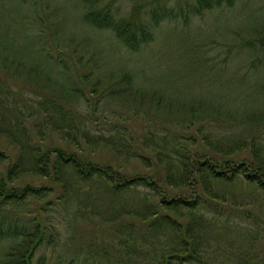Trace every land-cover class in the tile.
Listing matches in <instances>:
<instances>
[{"label":"trees","instance_id":"trees-1","mask_svg":"<svg viewBox=\"0 0 264 264\" xmlns=\"http://www.w3.org/2000/svg\"><path fill=\"white\" fill-rule=\"evenodd\" d=\"M129 1L123 14L104 0H73L83 8V27L111 29L130 50L152 38V23L186 20L234 0ZM36 19L24 37L0 21V139L8 142L0 148V241L9 244L0 264H45L46 250L56 247L82 264L264 262L256 252L264 196L252 193L257 206L245 219L212 205L224 198H206L224 195L222 181L243 170L264 189V99L254 105L264 87L255 93L237 83L230 96L163 97L130 71L114 77L105 60L63 40V19ZM239 49L264 59V14ZM133 157L140 165L128 173ZM153 163L163 170L147 171ZM190 175L201 177L192 188ZM138 185L152 194L136 195Z\"/></svg>","mask_w":264,"mask_h":264},{"label":"rangeland","instance_id":"rangeland-1","mask_svg":"<svg viewBox=\"0 0 264 264\" xmlns=\"http://www.w3.org/2000/svg\"><path fill=\"white\" fill-rule=\"evenodd\" d=\"M104 2L112 3L117 11L123 14L128 12L132 4L129 0H104ZM0 7L4 10L0 21L7 25L12 22L16 32L21 33L23 37L33 34L37 24L36 18L45 17L44 23L49 24L50 22L53 25L56 19H63L64 26L60 31L63 40L71 41L70 43L74 46V42H77L81 47L80 51L84 54L105 60L114 77L130 71L135 74L136 79L139 78V81H145L159 88L157 94L163 97L169 95L175 99L179 97L180 100H184L186 98L183 97L188 95L217 93L220 90L224 94L227 92L230 96L229 93L233 95L234 88L240 86L237 83L244 87H246L245 83L250 84L247 88L255 93L256 89L258 91L260 88L259 86L264 87V59L260 62L257 59L259 56L254 52L239 49V43L249 36L254 27L259 24L264 14V0H234L231 6L212 8L202 14H193L186 20L164 19L157 24L152 23L150 27L152 38L137 50H130L124 46L111 29L83 27L81 23L83 8L75 5L73 0H16V3L15 0H0ZM242 78H244L243 83ZM9 81L12 83L13 79ZM13 85L16 86L15 88L18 87L16 84ZM164 86L172 93L164 90ZM254 99H256L254 105L261 107L264 95H258ZM203 100L209 102L210 98L203 97ZM193 101L202 102L199 97L194 98ZM216 101L223 102L222 100ZM131 122L136 127L135 130L139 131L140 125H137L139 123L135 119ZM0 140V148H5L7 140ZM150 153L152 154L151 151ZM102 154H107V152L102 151ZM215 156L217 159L218 154ZM131 160L133 162L128 173L133 172L134 165H140L138 158L133 157ZM162 166L161 163L155 165L153 163L146 170L151 172L156 169L163 170ZM141 172H144V169ZM249 172L246 170L236 172V177L230 182L223 180L226 193L216 195L211 192V196L206 197L207 200L224 198V200H211L212 205L222 204L224 213L231 218L245 219V214H253L250 210L257 204L256 202L253 204L254 200L251 198L255 197L251 195L255 192L264 196V189L258 182L247 178ZM229 174L231 175V172ZM187 178L190 188L198 184V179H201L194 175ZM222 183H214L213 186L219 190L223 186ZM199 184L203 189L204 185ZM134 187L136 195L150 196L152 194V191L145 186ZM182 190L187 191L185 187ZM231 193H236L234 199L231 198ZM152 197L157 198L155 195ZM231 200H239L235 204L236 208H233L232 203L230 205ZM96 224L98 221L97 223H83L79 226L81 229L79 232L86 234ZM257 224L264 232V217ZM83 225L86 228H83ZM225 238L223 236L222 241ZM8 245L6 241H0V255L5 252ZM258 246L260 248L256 252L264 256V240ZM228 250L220 249L221 253ZM221 253L217 252V255H222ZM45 254L43 257L45 264H82L78 259L71 262L70 256L59 247L48 248Z\"/></svg>","mask_w":264,"mask_h":264}]
</instances>
